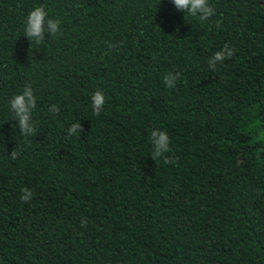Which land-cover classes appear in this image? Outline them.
Returning <instances> with one entry per match:
<instances>
[{
  "label": "trees",
  "instance_id": "16d2710c",
  "mask_svg": "<svg viewBox=\"0 0 264 264\" xmlns=\"http://www.w3.org/2000/svg\"><path fill=\"white\" fill-rule=\"evenodd\" d=\"M208 3L201 22L172 0H0V264H264V0ZM40 5L62 34L36 44ZM26 84L29 137L9 106Z\"/></svg>",
  "mask_w": 264,
  "mask_h": 264
},
{
  "label": "clouds",
  "instance_id": "9594fccd",
  "mask_svg": "<svg viewBox=\"0 0 264 264\" xmlns=\"http://www.w3.org/2000/svg\"><path fill=\"white\" fill-rule=\"evenodd\" d=\"M173 5L179 11L188 13L192 17H197L199 21L204 22L209 20L214 14V9L209 5L208 0H172ZM61 21L59 18H48V12L43 5L36 6L29 11L24 20V36L29 41L40 44L44 41L45 33L53 38L59 37ZM219 26V22H217ZM111 49L115 47L109 44ZM234 54V50L227 44L224 47L215 52L214 55L208 60V66L211 70L216 69L217 62H223L227 58H231ZM179 73H167L163 76V81L168 88L175 87L176 80ZM91 108L94 115H99L104 109L105 96L102 91L96 90L91 94ZM9 106L13 119L18 122L20 133L24 137H29L35 134V127L32 121V112L36 108V96L33 93L32 87L26 84L23 91L20 94L14 95L10 101ZM60 109L56 105L49 107V112L58 114ZM83 131L82 125L77 122L73 123L67 132L69 135H74ZM150 140L152 144L151 159L156 161L161 157H164V163H175L174 160L165 157L164 154L170 151L169 148V136L165 131L155 129L150 134ZM18 153L13 150L10 155V159H17ZM20 199L24 202H28L33 197V192L28 188L21 189ZM87 221L81 220V226H86Z\"/></svg>",
  "mask_w": 264,
  "mask_h": 264
}]
</instances>
